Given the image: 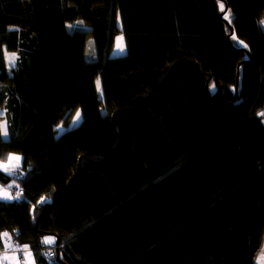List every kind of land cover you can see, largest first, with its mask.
Here are the masks:
<instances>
[{
  "label": "trees",
  "instance_id": "1",
  "mask_svg": "<svg viewBox=\"0 0 264 264\" xmlns=\"http://www.w3.org/2000/svg\"><path fill=\"white\" fill-rule=\"evenodd\" d=\"M262 20L264 0H0V162L22 158L0 184L24 192L0 234L35 264H255Z\"/></svg>",
  "mask_w": 264,
  "mask_h": 264
},
{
  "label": "snow or ice",
  "instance_id": "2",
  "mask_svg": "<svg viewBox=\"0 0 264 264\" xmlns=\"http://www.w3.org/2000/svg\"><path fill=\"white\" fill-rule=\"evenodd\" d=\"M221 7V11H224L223 8V4L220 5ZM225 19H228L227 16H225ZM82 23V22H81ZM261 25H264V20H262ZM68 27L71 29L72 27H74L73 25H68ZM232 39H236L235 36L232 37ZM117 49L123 53L125 51V44H124V38L123 36L118 37L117 38V45H116ZM244 47H247V45L245 44ZM9 62H10V66L11 67H15V61L17 59L15 53L11 54L8 56ZM99 84V82H97ZM257 115L259 116H264V111L259 112ZM81 119V112L79 110H77L76 114H75V118L73 120V124H76L79 120ZM0 134H2L4 137L8 136V130H7V126L5 125H0ZM21 166V157L18 155H9L7 162H0V171H3L5 173H8L9 175H12L16 169L20 168ZM12 186L9 185V188H11ZM18 187V185H17ZM18 197H13L8 189H4V188H0V199L3 200H13L16 199ZM43 202V201H42ZM0 238H7V240L10 241L11 237L9 236V233L4 232L2 234H0ZM44 244H53L55 243L54 238L52 237H45L43 240ZM6 247H11V244L8 243L5 245ZM28 262L27 264H33L32 260H31V252H28ZM4 259H9V257L7 255L4 256ZM14 259V258H13Z\"/></svg>",
  "mask_w": 264,
  "mask_h": 264
},
{
  "label": "crops",
  "instance_id": "3",
  "mask_svg": "<svg viewBox=\"0 0 264 264\" xmlns=\"http://www.w3.org/2000/svg\"><path fill=\"white\" fill-rule=\"evenodd\" d=\"M21 163H22V158H21ZM17 170L18 169H16L15 172ZM0 172L5 173L3 171H0ZM14 173L12 175H9L8 173H5V174H7L8 176H13ZM9 184H13V183H9ZM0 188H4V185L0 184ZM0 200H3V199H0ZM3 201H9V200H3ZM43 240H44V238H43ZM3 241H4L5 245L10 243L11 247H6V250L0 254V264H27L28 252H31V254H32L31 260H32L33 264H35V259H34L33 253L31 250H29V248L26 245L14 244L11 241L7 240V238H3ZM42 245L44 247L53 246V244L49 245V244H44V243ZM5 255H7L9 257V259H4Z\"/></svg>",
  "mask_w": 264,
  "mask_h": 264
},
{
  "label": "rangeland",
  "instance_id": "4",
  "mask_svg": "<svg viewBox=\"0 0 264 264\" xmlns=\"http://www.w3.org/2000/svg\"><path fill=\"white\" fill-rule=\"evenodd\" d=\"M119 37H121V36H119ZM116 45H117V39L115 41V46H114V50H113V53H112L113 56H119V55H121V54H123L125 52L124 51L123 53H121L117 49ZM74 118H75V116H74ZM74 118H73V120H74ZM72 123H73V121H72ZM58 129H59V131H62V127H59ZM255 264H264V242H263V245H262L260 251L257 254Z\"/></svg>",
  "mask_w": 264,
  "mask_h": 264
},
{
  "label": "built area",
  "instance_id": "5",
  "mask_svg": "<svg viewBox=\"0 0 264 264\" xmlns=\"http://www.w3.org/2000/svg\"><path fill=\"white\" fill-rule=\"evenodd\" d=\"M9 185H11L12 187L9 188ZM9 185H6V186L4 187V189H8L9 192H10V194H11L13 197H18V198L13 199V200H15V201H19V200H21V199L23 198V195H24L23 188L20 187L19 185H18V187H17V185H15V184H9ZM49 252H50V251H49Z\"/></svg>",
  "mask_w": 264,
  "mask_h": 264
},
{
  "label": "water",
  "instance_id": "6",
  "mask_svg": "<svg viewBox=\"0 0 264 264\" xmlns=\"http://www.w3.org/2000/svg\"><path fill=\"white\" fill-rule=\"evenodd\" d=\"M225 10H226V7H225Z\"/></svg>",
  "mask_w": 264,
  "mask_h": 264
}]
</instances>
